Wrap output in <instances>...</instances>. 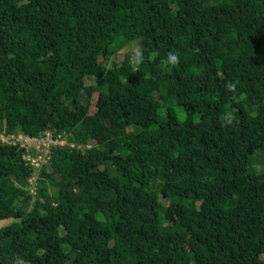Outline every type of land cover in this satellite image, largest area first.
Segmentation results:
<instances>
[{
	"label": "trees",
	"instance_id": "trees-1",
	"mask_svg": "<svg viewBox=\"0 0 264 264\" xmlns=\"http://www.w3.org/2000/svg\"><path fill=\"white\" fill-rule=\"evenodd\" d=\"M17 132L66 145L30 197L0 142V264H264V0H0Z\"/></svg>",
	"mask_w": 264,
	"mask_h": 264
},
{
	"label": "built area",
	"instance_id": "built-area-1",
	"mask_svg": "<svg viewBox=\"0 0 264 264\" xmlns=\"http://www.w3.org/2000/svg\"><path fill=\"white\" fill-rule=\"evenodd\" d=\"M0 142L11 146L16 145L23 151L20 159L23 166L31 170L26 187L30 197H33L37 191L36 180L39 171L47 166L50 149L66 145L64 136L52 137L48 132H44L40 137H28L18 132L7 136L0 135ZM69 148H73V146L69 145Z\"/></svg>",
	"mask_w": 264,
	"mask_h": 264
},
{
	"label": "rangeland",
	"instance_id": "rangeland-1",
	"mask_svg": "<svg viewBox=\"0 0 264 264\" xmlns=\"http://www.w3.org/2000/svg\"><path fill=\"white\" fill-rule=\"evenodd\" d=\"M138 46L139 45L137 43H131L130 45L125 46L124 48H122L121 50H119L117 52L115 60L116 61L120 60L124 54H129L133 58L134 53L138 49ZM260 47H261V45L256 40L250 41V42L245 44V48L248 51H255V50H258V48H260ZM106 65L109 67L110 63H108ZM162 105H163V103L161 101L156 102V106L158 107V116L159 117H161L163 115L162 111H161ZM170 106L172 107L173 116H174L175 120L179 123L183 122L185 119V114L182 112V110L171 105V104H170ZM193 120H195V118H193ZM255 160H257V162H255V168L257 170L264 169V153L257 154L255 157ZM62 247L64 249H66L65 245H63Z\"/></svg>",
	"mask_w": 264,
	"mask_h": 264
},
{
	"label": "clouds",
	"instance_id": "clouds-1",
	"mask_svg": "<svg viewBox=\"0 0 264 264\" xmlns=\"http://www.w3.org/2000/svg\"><path fill=\"white\" fill-rule=\"evenodd\" d=\"M137 62H142V56L139 53H137ZM168 63H170V64H177V63H179L178 56L176 54H174V53H169L168 54ZM226 123L227 124H230L231 123V120L230 119L227 120Z\"/></svg>",
	"mask_w": 264,
	"mask_h": 264
}]
</instances>
